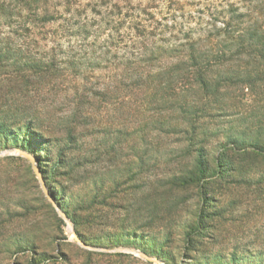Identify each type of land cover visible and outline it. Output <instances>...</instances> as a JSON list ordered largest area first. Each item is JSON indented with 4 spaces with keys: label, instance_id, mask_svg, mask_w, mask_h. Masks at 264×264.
Wrapping results in <instances>:
<instances>
[{
    "label": "rangeland",
    "instance_id": "374dc122",
    "mask_svg": "<svg viewBox=\"0 0 264 264\" xmlns=\"http://www.w3.org/2000/svg\"><path fill=\"white\" fill-rule=\"evenodd\" d=\"M19 86L0 75V264H264V87L166 135L116 106L70 122L69 86ZM33 144L54 204L17 153Z\"/></svg>",
    "mask_w": 264,
    "mask_h": 264
},
{
    "label": "trees",
    "instance_id": "16d2710c",
    "mask_svg": "<svg viewBox=\"0 0 264 264\" xmlns=\"http://www.w3.org/2000/svg\"><path fill=\"white\" fill-rule=\"evenodd\" d=\"M161 1L0 0V75L36 91L69 86L70 122H101L94 110L116 106L166 135L192 130L169 122L223 112L230 92L264 87V0H185L195 11L164 0L153 14ZM196 170L206 173L199 160Z\"/></svg>",
    "mask_w": 264,
    "mask_h": 264
},
{
    "label": "water",
    "instance_id": "95a60500",
    "mask_svg": "<svg viewBox=\"0 0 264 264\" xmlns=\"http://www.w3.org/2000/svg\"><path fill=\"white\" fill-rule=\"evenodd\" d=\"M17 153L20 156H22L23 158L27 159L30 162V164L32 166V169H33V172L36 175L37 179L39 180V182H40V184H41V186L43 188V192H44L45 196L47 197L48 200H50V202L52 204H54L52 198L48 195V192L46 190V187H45V184H44L42 175L40 173V169L38 167V162H37L36 156L33 153H31V152H24V151H20V150H17ZM74 240H75V242H77L78 244H80L82 247H85L84 245L81 244V242L78 240V238L76 236H75ZM143 258L146 261H148V262H156L158 264H162L158 260L153 259V258H150V257H147V256H143Z\"/></svg>",
    "mask_w": 264,
    "mask_h": 264
}]
</instances>
